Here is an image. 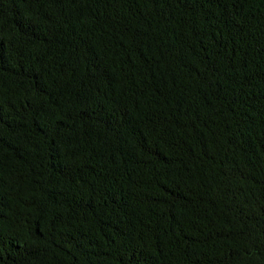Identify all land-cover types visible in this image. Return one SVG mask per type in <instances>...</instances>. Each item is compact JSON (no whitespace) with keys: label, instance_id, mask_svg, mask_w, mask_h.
Here are the masks:
<instances>
[{"label":"trees","instance_id":"trees-1","mask_svg":"<svg viewBox=\"0 0 264 264\" xmlns=\"http://www.w3.org/2000/svg\"><path fill=\"white\" fill-rule=\"evenodd\" d=\"M0 264H264V0H0Z\"/></svg>","mask_w":264,"mask_h":264}]
</instances>
